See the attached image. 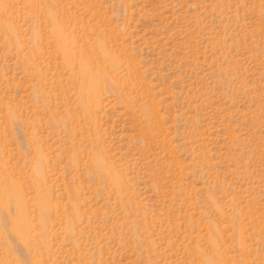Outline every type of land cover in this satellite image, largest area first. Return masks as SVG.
<instances>
[{
  "label": "rangeland",
  "instance_id": "374dc122",
  "mask_svg": "<svg viewBox=\"0 0 264 264\" xmlns=\"http://www.w3.org/2000/svg\"><path fill=\"white\" fill-rule=\"evenodd\" d=\"M0 264H264V0H0Z\"/></svg>",
  "mask_w": 264,
  "mask_h": 264
}]
</instances>
